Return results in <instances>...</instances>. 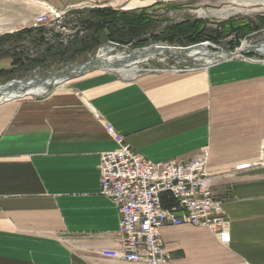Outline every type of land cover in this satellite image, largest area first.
<instances>
[{
  "label": "crops",
  "instance_id": "0c3cea01",
  "mask_svg": "<svg viewBox=\"0 0 264 264\" xmlns=\"http://www.w3.org/2000/svg\"><path fill=\"white\" fill-rule=\"evenodd\" d=\"M92 1L0 6L26 3L32 20L48 8L68 12ZM154 3L105 5L124 12ZM105 124L151 162L209 150L206 168L229 242L203 227L165 226L170 264H264V59L242 57L128 80L94 70L1 102L0 264H130L103 255L121 247L118 211L100 195L99 156L116 149Z\"/></svg>",
  "mask_w": 264,
  "mask_h": 264
},
{
  "label": "built area",
  "instance_id": "2783aa9c",
  "mask_svg": "<svg viewBox=\"0 0 264 264\" xmlns=\"http://www.w3.org/2000/svg\"><path fill=\"white\" fill-rule=\"evenodd\" d=\"M68 13L48 8L32 22L34 26L59 23ZM104 127L116 149L99 156L100 195L118 211L121 242L118 250L104 251L105 257L130 264H170L161 239L165 226L203 227L221 243L229 242L221 201L210 186L208 149L187 160L151 162L135 152L113 126Z\"/></svg>",
  "mask_w": 264,
  "mask_h": 264
},
{
  "label": "rangeland",
  "instance_id": "374dc122",
  "mask_svg": "<svg viewBox=\"0 0 264 264\" xmlns=\"http://www.w3.org/2000/svg\"><path fill=\"white\" fill-rule=\"evenodd\" d=\"M259 1V2H258ZM94 3H88L82 6L73 8L74 10L81 9H94V8H109L115 10L112 7L105 5L109 0L93 1ZM235 2V3H234ZM146 10V15L150 16L156 25L149 28L144 35L143 39L147 40V44L142 48H149L151 46H168V47H188L197 45L200 43H206L207 48L210 49H225L228 51H239L244 47L255 46L264 42V0H253V2H239L234 0H155L154 5L143 8L134 9L124 12H140ZM70 11V12H71ZM116 11V10H115ZM122 12V11H118ZM31 16H34L30 10V7L26 3L17 2L12 5L0 6V36L5 34H12L15 31H19L24 28H43L45 29L44 38L49 44L59 43L62 46L67 45L76 38H80L84 34H87L84 28L75 20V17L70 13L63 18L59 23L51 22L41 26H34L31 20ZM232 20L237 21H249L257 28L248 36L240 37L237 39L238 46L233 50H229V42H235L234 35L221 39L217 44L210 41H202L196 44L185 43L181 40L179 43L173 41H167L163 37V32L167 27H175L182 23L194 24L195 22H201L206 29H216L221 23ZM262 20V21H261ZM218 29V28H217ZM12 32V33H11ZM133 44V43H132ZM132 44L121 43L115 40H102V43L96 47L93 51L80 55L73 62L65 63L58 61L54 57H48L46 64L37 66L35 68H29L24 72L17 73L15 76L4 78L0 80V86H3L11 81L27 80L30 78H46L61 74H67L72 67L84 64L91 59L96 58V54L99 49L105 48L109 52V55H115L117 53L132 54L136 51H143L142 48H133ZM232 45V44H231ZM247 45V46H246ZM25 46L24 54L28 56H36L40 49L33 47L27 43H22ZM5 48H11L9 43L5 45ZM17 49L16 54L19 53ZM145 50V49H144ZM12 51V50H11ZM14 51V50H13ZM166 54V55H165ZM156 57V58H155ZM239 57L248 58L250 60H260L264 57L257 56L254 53L241 55ZM217 61L218 58H213ZM213 60L211 62H213ZM210 63H206L201 59H194L189 56L172 55L169 53H163L161 55L148 56L145 62H142L139 69L132 75L126 77L122 73L119 76L124 79H132L139 75L147 73H173V70H183L186 68L205 67ZM10 59L5 58L0 60V69H9ZM150 70V71H149ZM149 71V72H148ZM53 87H48L47 92ZM46 92V93H47Z\"/></svg>",
  "mask_w": 264,
  "mask_h": 264
},
{
  "label": "trees",
  "instance_id": "16d2710c",
  "mask_svg": "<svg viewBox=\"0 0 264 264\" xmlns=\"http://www.w3.org/2000/svg\"><path fill=\"white\" fill-rule=\"evenodd\" d=\"M69 13L75 17L87 34L65 46L59 43L49 44L43 36L45 33L43 28H24L12 34L0 36V60L10 59V68L0 69V80L15 76L29 68L44 65L48 57H54L65 63L73 62L80 55L93 51L102 43L103 38L126 44L133 43L132 47L137 49L145 47L147 40L142 36L149 28L156 25V22L146 15V10L118 12L109 8H94L74 10ZM217 28L206 29L201 22L182 23L175 27H167L163 37L167 41L175 40L178 43L184 40L185 43L196 44L205 39L217 44L221 39L234 35L236 40L234 43L230 41L228 48L233 50L238 46V38L250 35L257 27L247 20L237 22L229 20L221 23ZM24 42L40 49L41 53L30 58L31 56L23 53L25 46H22V43ZM8 43L11 48H5ZM17 49H19L18 54L15 52ZM20 50L23 51L20 52Z\"/></svg>",
  "mask_w": 264,
  "mask_h": 264
},
{
  "label": "bare ground",
  "instance_id": "6f19581e",
  "mask_svg": "<svg viewBox=\"0 0 264 264\" xmlns=\"http://www.w3.org/2000/svg\"><path fill=\"white\" fill-rule=\"evenodd\" d=\"M234 1H238V3L247 2V1L251 3L253 2V0H234ZM206 46L208 47L207 44L203 43L199 46L189 48L187 50L178 49V48L177 49L169 48L168 51L171 52L174 51L181 54L185 52V54L191 58L201 59L206 63H211L214 57L213 54H211L208 51V49H206ZM105 48L99 49L96 54L97 57L96 64H98L99 66V68H97L96 70L119 72L126 77L132 75L135 71H137L141 63L147 60L148 56L153 57V55H161L163 53L168 52L167 50L163 49V47L156 45V46H151L149 48H145V50L143 51L133 52L132 54L117 53L115 55H109V52L112 49L107 51ZM251 49H253L259 54H264V42H262V44L260 43L256 45L254 48L244 47L243 49L240 50L249 51ZM40 80L41 78L36 77V78H30L28 81L24 80L21 82L18 81L9 82L3 87L0 86V103L3 101L14 100L17 97L23 96L24 93H27V95H39L46 93L47 88L43 87L40 84L39 82ZM26 85L28 86L25 89H23V87Z\"/></svg>",
  "mask_w": 264,
  "mask_h": 264
},
{
  "label": "water",
  "instance_id": "95a60500",
  "mask_svg": "<svg viewBox=\"0 0 264 264\" xmlns=\"http://www.w3.org/2000/svg\"><path fill=\"white\" fill-rule=\"evenodd\" d=\"M203 43H200V44H197V45H192V46H188V47H168V46H161L163 47V49L165 50H169V48H173V49H183V50H187L189 48H193V47H196V46H199ZM206 44V43H205ZM256 46V45H255ZM255 46H250L251 48H254ZM145 48H142L141 50H144ZM208 51L213 54V57L214 58H218V60H231V59H234V58H238L239 56L241 55H245V54H249V53H254L256 54L257 56H260V57H264V54H259L257 53L256 51H254L253 49L249 50V51H244V50H239V51H228V50H225V49H210V48H207ZM138 52V51H136ZM167 53L169 54H172V55H179V56H187L184 53H177V52H174V51H168ZM97 63V57L95 59H91L90 61L84 63V64H81L79 66H76V67H72L70 72L67 73V74H61V75H56V76H51V77H46V78H41V80L39 81L40 84L45 87V88H48V87H54V86H57L59 84H62L64 82H67L71 79H74L76 77H79L83 74H86L88 73L89 71H92V70H96L97 68H99L98 64ZM29 79H27L28 81ZM21 81H24V80H19L18 82H21ZM11 82H17V81H11ZM6 85V84H5ZM4 86V85H3ZM2 86V87H3ZM28 85L24 86L23 89H25ZM23 95H27V93H24Z\"/></svg>",
  "mask_w": 264,
  "mask_h": 264
}]
</instances>
